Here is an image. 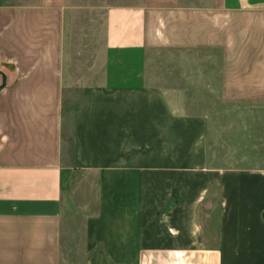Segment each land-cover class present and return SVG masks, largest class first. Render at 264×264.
Returning a JSON list of instances; mask_svg holds the SVG:
<instances>
[{
  "label": "crops",
  "instance_id": "0c3cea01",
  "mask_svg": "<svg viewBox=\"0 0 264 264\" xmlns=\"http://www.w3.org/2000/svg\"><path fill=\"white\" fill-rule=\"evenodd\" d=\"M80 2L0 0V264H70L81 172L82 264H264V168L217 165L210 114L264 110V0Z\"/></svg>",
  "mask_w": 264,
  "mask_h": 264
},
{
  "label": "rangeland",
  "instance_id": "374dc122",
  "mask_svg": "<svg viewBox=\"0 0 264 264\" xmlns=\"http://www.w3.org/2000/svg\"><path fill=\"white\" fill-rule=\"evenodd\" d=\"M76 2L77 0H72ZM92 8L126 0H80ZM96 10H87L85 25L90 29ZM88 29V40L91 30ZM92 48L89 49V54ZM151 57V58H150ZM148 69L153 72H175V53L163 50L152 54ZM202 98V96H200ZM210 114L214 118L211 127V148L215 163L237 169L264 168V110H247L239 102L223 103ZM81 190L76 199L67 197L63 223V253L70 264L84 262V234L86 219L95 214L96 176L81 172L78 174ZM70 198V199H69ZM206 219V212L203 213ZM207 223L205 221V227Z\"/></svg>",
  "mask_w": 264,
  "mask_h": 264
}]
</instances>
